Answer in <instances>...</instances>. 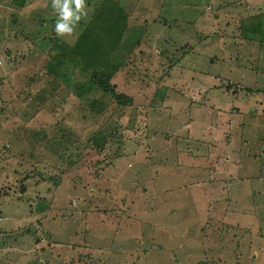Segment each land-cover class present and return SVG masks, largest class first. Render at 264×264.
I'll use <instances>...</instances> for the list:
<instances>
[{
    "label": "rangeland",
    "instance_id": "1",
    "mask_svg": "<svg viewBox=\"0 0 264 264\" xmlns=\"http://www.w3.org/2000/svg\"><path fill=\"white\" fill-rule=\"evenodd\" d=\"M12 1L0 0V264H264V23L244 31L264 0H103L136 41L112 79L133 104L110 99L95 123L126 125L108 159L64 152L88 123L45 67L52 0Z\"/></svg>",
    "mask_w": 264,
    "mask_h": 264
},
{
    "label": "trees",
    "instance_id": "2",
    "mask_svg": "<svg viewBox=\"0 0 264 264\" xmlns=\"http://www.w3.org/2000/svg\"><path fill=\"white\" fill-rule=\"evenodd\" d=\"M25 2L26 0L12 1L16 7H23ZM89 3L93 8L92 14L87 24L80 27L78 31L76 30L77 36L73 45L66 44L56 34L49 39L50 52L48 56L50 59L45 67L48 74L63 82L75 96L80 98L81 104L85 103V107L80 108L77 113L80 114V118L87 121L88 129L86 132L84 130L79 132L77 129V133L70 129L71 134H68L64 152L72 153L75 149L78 151L80 147L82 149H99V153L108 159L119 155L126 125L119 117L109 118L107 122L103 120L98 127L95 126V123L109 109L110 99L114 102L113 110L133 104L132 96L118 90L112 79L114 73L125 63L127 54L132 50L136 41L133 42L130 37H122V30L118 27L122 20L121 10L116 12V7L112 6L113 4L103 0H90L87 2L88 6ZM69 4L70 7H73V0H69ZM263 15L257 14L253 17V24H248V27L244 28L245 34L253 35V33L262 31ZM114 16H117L116 19ZM252 20L250 19V21ZM123 26V29L126 30L127 27ZM124 40L127 43L131 42L128 47H125ZM18 140L22 145H25L26 141L22 135L18 136ZM106 142H114L117 148L111 145L103 148L102 146ZM57 143L65 144L58 141ZM31 152L30 150L29 153ZM67 157H70V154L67 153ZM18 198L22 203L28 202L22 197ZM26 204L28 206L30 203ZM36 204L37 209L45 210V205L41 207L39 201ZM36 215H38L37 220L42 223V226L46 218H49L44 215V211L36 210Z\"/></svg>",
    "mask_w": 264,
    "mask_h": 264
},
{
    "label": "clouds",
    "instance_id": "3",
    "mask_svg": "<svg viewBox=\"0 0 264 264\" xmlns=\"http://www.w3.org/2000/svg\"><path fill=\"white\" fill-rule=\"evenodd\" d=\"M74 8L70 7L69 0H52V7L59 13L54 31L58 36L64 33H71L75 22L80 19L83 10L84 0H73Z\"/></svg>",
    "mask_w": 264,
    "mask_h": 264
}]
</instances>
